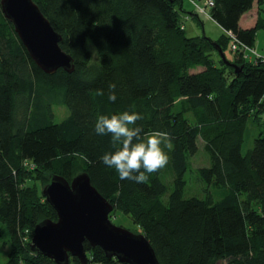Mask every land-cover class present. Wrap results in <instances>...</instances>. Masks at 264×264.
I'll list each match as a JSON object with an SVG mask.
<instances>
[{"label": "trees", "instance_id": "obj_1", "mask_svg": "<svg viewBox=\"0 0 264 264\" xmlns=\"http://www.w3.org/2000/svg\"><path fill=\"white\" fill-rule=\"evenodd\" d=\"M1 1L0 242L11 244L8 264H57L31 250L35 227L58 215L29 181L83 172L136 223L160 264H264V122L243 152L251 118L264 119V60L247 51L264 30V0H214L217 40L186 35L184 0H34L74 59L73 72L53 74L30 57ZM255 4L257 24L243 29ZM217 46L236 53L230 65ZM57 107L69 113L59 122ZM124 111L143 116L142 138L170 134L167 165L143 183L121 180L100 160L119 145L95 133L96 119ZM200 139L209 165L197 169L200 192L190 194ZM85 248L87 264H123L101 247Z\"/></svg>", "mask_w": 264, "mask_h": 264}, {"label": "water", "instance_id": "obj_2", "mask_svg": "<svg viewBox=\"0 0 264 264\" xmlns=\"http://www.w3.org/2000/svg\"><path fill=\"white\" fill-rule=\"evenodd\" d=\"M2 11L33 61L48 74L63 68L75 70L73 57L61 47L62 36L54 29L34 0H2ZM221 59L230 65L225 52L217 46ZM237 73L242 67L234 65ZM57 212L56 221L46 219L34 229L31 250L57 264H70L72 257L83 264L90 260L85 243L101 247L109 258L123 264H160L150 241L142 233L114 224L110 214L114 205L83 172L71 181L55 175L42 191Z\"/></svg>", "mask_w": 264, "mask_h": 264}, {"label": "clouds", "instance_id": "obj_3", "mask_svg": "<svg viewBox=\"0 0 264 264\" xmlns=\"http://www.w3.org/2000/svg\"><path fill=\"white\" fill-rule=\"evenodd\" d=\"M109 100L115 102V85H110ZM96 95H103L98 90ZM143 116L138 112L124 111L119 114L98 115L94 127L97 135H111V143L119 147L114 152H106L100 157L104 165L114 168L121 180H131L136 183L147 181L150 174L165 167L168 155L161 147H172L170 134L163 131H153L142 138L143 129L136 122Z\"/></svg>", "mask_w": 264, "mask_h": 264}, {"label": "rangeland", "instance_id": "obj_4", "mask_svg": "<svg viewBox=\"0 0 264 264\" xmlns=\"http://www.w3.org/2000/svg\"><path fill=\"white\" fill-rule=\"evenodd\" d=\"M200 3H204L205 0H199ZM184 10L185 12L182 13V20L185 23L186 27V35L188 37H198V36H207L209 38H212L214 40H217L218 38L221 37L223 34L222 29L211 19V18H206V17H199V19L196 17L197 11L195 9L194 4L190 0H184ZM262 16L264 18V5L262 6ZM90 48L92 51L94 50L93 44L90 42L89 43ZM235 51V50H234ZM234 52L230 51V48L226 51L225 55L227 59L230 60V58H235ZM255 54H258L259 57L264 55V30H260L257 33L256 37V43H255ZM94 58H97L95 53L93 52ZM230 57V58H229ZM255 57V56H254ZM254 59V58H253ZM256 61V59L254 60ZM68 110L66 107H57L56 108V115L61 118H57V121H61L63 117L67 116ZM260 114V113H258ZM264 114V112H263ZM262 114V115H263ZM262 121L264 122L263 118H258V116H254L251 118L249 125H248V131L246 134V140L244 143V150L243 152L246 154L250 149L253 148L254 146V141L256 136L259 135V132L261 128L256 124L257 122ZM167 142L163 143L161 147L164 149V151L169 154V148L166 146ZM199 153L192 159V172L190 171L188 175V179L190 178V184H189V193L190 194H199L200 192V185H199V179L197 177V169L201 167H205L209 165V157L207 156V153L204 149V144L202 140H199ZM38 173V172H37ZM37 173L35 175H37ZM80 174V173H79ZM167 176L171 177V172L170 169L167 168ZM47 179H44V181L41 180H31L29 183L33 186H37L39 192L43 190L44 187H46L50 181L51 177L49 174H46ZM42 176V175H41ZM45 176V175H44ZM35 177V176H34ZM40 178V176L38 175ZM47 181V182H46ZM42 182L44 184H42ZM110 218L114 224L117 226L124 227L126 229H129L135 233H141V230L139 227L136 225V223L128 216H125L121 212L118 211H113L110 214ZM29 236V233H27ZM34 235V232L33 234ZM33 238V236H32ZM31 238V242H32ZM9 239L8 237H1V242H0V261L2 264H8V256L10 251H12L11 244L7 242Z\"/></svg>", "mask_w": 264, "mask_h": 264}, {"label": "built area", "instance_id": "obj_5", "mask_svg": "<svg viewBox=\"0 0 264 264\" xmlns=\"http://www.w3.org/2000/svg\"><path fill=\"white\" fill-rule=\"evenodd\" d=\"M190 1H192V3L194 4L197 13H199L200 15H204L206 18H211L210 12H211V8L214 7V4H215L214 0H205L204 3H200L199 0H190ZM247 51L253 55L255 54V51L249 48L247 49ZM255 55L259 57L258 54H255ZM259 58L264 60V55Z\"/></svg>", "mask_w": 264, "mask_h": 264}, {"label": "crops", "instance_id": "obj_6", "mask_svg": "<svg viewBox=\"0 0 264 264\" xmlns=\"http://www.w3.org/2000/svg\"><path fill=\"white\" fill-rule=\"evenodd\" d=\"M258 18H259V6L258 4H255L254 8L250 12L246 13L242 18L241 21L242 28L243 29L253 28L257 24Z\"/></svg>", "mask_w": 264, "mask_h": 264}]
</instances>
